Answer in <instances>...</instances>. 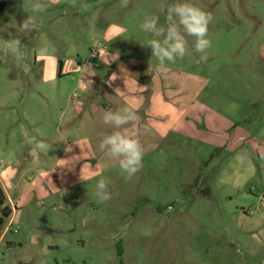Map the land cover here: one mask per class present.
I'll return each instance as SVG.
<instances>
[{"label":"rangeland","instance_id":"374dc122","mask_svg":"<svg viewBox=\"0 0 264 264\" xmlns=\"http://www.w3.org/2000/svg\"><path fill=\"white\" fill-rule=\"evenodd\" d=\"M3 1L0 47L18 35L25 59L0 63V184L11 211L0 264H264V0H187L214 17L208 59L199 60L188 38L189 53L164 67L139 27L147 15L165 24L161 0H38V12L37 0ZM27 15L41 27L17 33ZM45 43L55 53L43 59L70 73L56 83H43L33 67ZM129 59L159 67L163 94L188 110L198 131L145 151L131 179L117 161L95 169L88 154L103 152L94 130L84 128L81 140L64 130V114L87 99L82 73ZM77 60L81 73L68 67ZM22 121L48 152L26 143ZM99 179L110 181L108 202L95 196Z\"/></svg>","mask_w":264,"mask_h":264},{"label":"crops","instance_id":"0c3cea01","mask_svg":"<svg viewBox=\"0 0 264 264\" xmlns=\"http://www.w3.org/2000/svg\"><path fill=\"white\" fill-rule=\"evenodd\" d=\"M105 37L107 40L112 38L109 33ZM117 60H119V56H117ZM41 61L45 62L41 64ZM55 61L52 58L48 61L43 59V57L36 58L33 67H40L43 83H56L57 77L61 78L64 75L70 74L68 71H65L66 64L61 63L60 67L62 65V69L60 70ZM105 64L109 68L107 71L95 68L89 72L91 74L90 77L82 73V83L84 84L85 97L87 99L81 104L74 105L71 110L64 114V130L66 132L70 133V135H75V138L81 140L84 135V128H90L94 130L96 139L100 142L103 136L117 130L112 126L104 124V112L109 109L115 110L125 106H132L137 113L138 120L133 124L126 125L125 128L140 129L141 134L139 138L144 147V152L159 148L160 144L165 142L170 136L179 137L186 134L189 137H195V134H198L197 130L196 132H192L194 118L187 116L185 112L187 109L182 107L183 105L170 101L163 94V76L158 66L156 67L153 64L144 62L140 63L133 59L123 60L120 63L115 60L110 64ZM70 66L76 67L81 73L85 65L82 60H77L69 63L68 67ZM110 70L112 74L108 80H103L102 77L105 75V72H110ZM25 75L28 76L29 74ZM93 87H95V93L91 95ZM116 89H119V92ZM43 94L40 92L42 97H47ZM55 96L54 92L52 97ZM94 97L96 99L91 101ZM197 118L195 117V119ZM22 119H25L28 124L33 122L28 116H24ZM43 121L46 122V120ZM26 125L23 121L20 122L24 139L29 135L28 131H26ZM43 130L45 131V129ZM119 130L123 131V129ZM206 131L204 132L208 133L209 130L206 129ZM38 136L40 135L38 134ZM40 139L43 138L40 136ZM243 141V136L237 140L238 143ZM240 148L239 146L237 149ZM217 149L222 150L223 148L222 146H218ZM88 155L95 162V169L100 170V166H115L114 160L108 158L104 152L100 154V150L91 151ZM43 157L46 158L45 155ZM240 159L243 161L246 159L248 162H251L250 155L248 154L242 155Z\"/></svg>","mask_w":264,"mask_h":264},{"label":"clouds","instance_id":"9594fccd","mask_svg":"<svg viewBox=\"0 0 264 264\" xmlns=\"http://www.w3.org/2000/svg\"><path fill=\"white\" fill-rule=\"evenodd\" d=\"M82 7L88 10L89 6L83 4ZM157 7L164 14L165 24H160L158 15H147L139 27L141 31L151 35L152 38L147 41L146 47L151 49V55L157 59L159 65L164 67L165 62L175 63L177 59H183L189 53L188 38H194V51L201 54L199 60L207 61L208 50L212 46L208 38L209 24L214 19L212 13L187 0L176 3L161 0ZM31 10L43 11V5L37 0L31 5ZM41 23L36 16L27 15L15 30L20 34L37 31ZM54 53L55 47L51 43H45L38 49L40 57H51ZM9 59L14 62L25 59L22 40L18 35L9 37L0 47V63H7ZM116 91L119 92V89ZM137 120V113L132 106L109 109L103 114L104 124L117 130L103 136L99 148L108 158L118 162L120 170L128 179L134 177L143 167L144 147L139 138L140 129L125 128ZM26 143L41 152H48L50 148V145L43 139H38L37 135H28ZM66 151H70V148H66ZM259 158L264 160V152L259 154ZM109 183L107 179H99L96 183L95 196L100 202H108L113 198Z\"/></svg>","mask_w":264,"mask_h":264},{"label":"trees","instance_id":"16d2710c","mask_svg":"<svg viewBox=\"0 0 264 264\" xmlns=\"http://www.w3.org/2000/svg\"><path fill=\"white\" fill-rule=\"evenodd\" d=\"M6 7V4L3 0H0V12L3 11ZM62 69V65L60 67V70ZM11 216V211L9 210V207L7 205V197L6 194L1 187L0 184V238L2 237L4 226L7 222V220Z\"/></svg>","mask_w":264,"mask_h":264},{"label":"built area","instance_id":"2783aa9c","mask_svg":"<svg viewBox=\"0 0 264 264\" xmlns=\"http://www.w3.org/2000/svg\"><path fill=\"white\" fill-rule=\"evenodd\" d=\"M262 201L264 202V197H262Z\"/></svg>","mask_w":264,"mask_h":264}]
</instances>
